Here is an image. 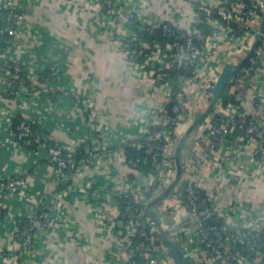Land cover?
Masks as SVG:
<instances>
[{"label":"built area","instance_id":"obj_1","mask_svg":"<svg viewBox=\"0 0 264 264\" xmlns=\"http://www.w3.org/2000/svg\"><path fill=\"white\" fill-rule=\"evenodd\" d=\"M65 1L69 12L88 16L95 20L97 30H107L109 44L120 50L137 79L152 83L150 96L156 102L148 109L137 108L140 135L131 141L136 146L143 141L145 158H127L123 150V160L141 178L128 179L130 184L119 190L128 200L120 211L124 225L115 232L119 240L113 251L117 264H174L154 221L146 214V204L172 182L180 130L192 122L196 112L206 110L212 97L208 88L223 66L237 65L247 56L259 31L264 0H157L166 9L156 12L153 19L145 15L149 10L148 5H142L144 0ZM28 4L12 0L0 8V120L7 118L14 145L27 142L34 150L44 147L48 163L69 179L81 165L71 144L51 140L40 109L17 120L12 101L17 96H25L27 101L40 95L52 100L56 96L70 97L88 115L91 139L94 143L97 138V144L100 124L91 96L62 86L54 90L59 72L28 70L9 59L13 40L24 35L22 22ZM158 33L164 39L157 37ZM173 77L181 84L177 89L170 84ZM189 142L190 150L181 160V181L188 182L185 192L172 190L157 204V212L165 208L173 219L168 237L180 246L184 264H264L262 218L236 201L220 204L222 189L229 186L230 179H234V187L243 188L264 178V33ZM100 145L98 153L94 150L97 147L91 146L86 155L94 170L102 168L101 157L105 156ZM228 158L234 166L223 176L215 174L225 170L224 160ZM139 161L148 162L149 171H140ZM202 168L212 171L218 180L202 184ZM15 179L0 178V220L11 224L13 236L30 246L36 227L47 229L56 223V217L47 209L27 219L15 218L11 211L4 210L7 199L26 194L23 179L19 182L22 186ZM111 183L114 186L116 182ZM84 184L91 185L90 181ZM80 188L85 190L84 185ZM98 211L97 216L105 219L100 208ZM214 215L215 222L209 224L207 219ZM185 218H189L188 225L182 224ZM175 225L177 229L172 230ZM1 254L7 257V252ZM137 255L144 260L139 262ZM0 264L15 263L10 260Z\"/></svg>","mask_w":264,"mask_h":264},{"label":"crops","instance_id":"obj_2","mask_svg":"<svg viewBox=\"0 0 264 264\" xmlns=\"http://www.w3.org/2000/svg\"><path fill=\"white\" fill-rule=\"evenodd\" d=\"M11 1L0 0V8ZM25 1L30 7L22 22L24 35L13 40L8 51L9 59L28 70L48 68L59 72L60 80L57 85H52L54 90L62 86L91 96L100 124L99 142L97 144V138L92 142L88 115L68 96H56L52 100L40 95L39 98L32 97L30 102L25 96L24 100L17 96L11 103L14 115L19 118L40 109L52 141L58 139L66 145L71 144L75 154L81 150L86 155L91 146H96L94 150L97 149L98 153L102 149L101 142L105 156L101 157L100 170L91 168L88 156L80 159V170L65 179L48 163L44 147L34 150V146L27 142L14 145L7 118H1L0 178L16 177L18 183L23 179L21 182L24 181L26 186L25 196L7 199L4 210L11 211L15 218L27 219L39 210L47 209L56 217V223L47 229L37 226L33 242L27 246L21 238L13 236L11 224L0 220V261L13 260L15 264H117L118 258L113 251L119 240L115 232L122 229L124 223L115 196L130 184V174H134L132 180L141 178L123 160L122 147L140 135L137 108L144 110L156 106L150 96L152 83L140 82L120 50L109 44L107 30H97L95 20L88 16L69 12L65 0ZM142 5H148L149 12L145 10V15L149 19L166 9L157 0H144ZM187 127L180 130L181 134ZM193 133L194 130L185 142L181 160L182 154L190 150ZM183 159L186 160L185 155ZM233 166V160L228 158L224 160L225 170L215 174L223 176ZM211 173L206 168L200 170L202 184L218 180ZM182 178L181 175V183ZM62 180L67 183L64 185ZM85 181H90L91 185L87 187ZM112 181L116 182L114 186ZM234 183V179H230L229 186L223 187L220 204L236 201L264 221V178L243 188L234 187ZM80 185H84L85 190ZM18 186L22 185L19 183ZM98 208L105 219L97 216ZM2 251L7 252V257L2 256Z\"/></svg>","mask_w":264,"mask_h":264},{"label":"water","instance_id":"obj_3","mask_svg":"<svg viewBox=\"0 0 264 264\" xmlns=\"http://www.w3.org/2000/svg\"><path fill=\"white\" fill-rule=\"evenodd\" d=\"M264 33V12L261 18L259 31L255 36V40L247 54V56L237 65L232 64H225L218 75L216 82L208 88V91L212 93V97L210 99L209 105L204 112L195 113L192 122L189 126L183 131V133L178 138L176 142L175 149H174V162H175V172L172 179V182L157 196L151 198L146 204V210L148 215L154 221L158 235L160 238L165 242L168 250V255L173 259L174 264H184L182 251L180 246L172 242L168 234L170 233L169 225L173 223V219L169 212L164 208L160 212H157V204L158 202L166 197L172 190L177 192H185L184 188L187 187L188 182L182 181L181 185H177L182 173V166H181V152L185 149V142L191 132L197 127L198 124L205 118V116L212 110L216 101L223 95L225 88L228 85V81L232 75H234L241 65L252 55L253 51L255 50L257 44L259 43L262 34ZM62 183L65 185L67 183L66 180H62ZM219 221V218L216 219V222ZM189 222V218H185L182 221L183 225H187ZM209 224H213L215 222V215L209 219H207ZM178 226H174L172 230H176Z\"/></svg>","mask_w":264,"mask_h":264},{"label":"trees","instance_id":"obj_4","mask_svg":"<svg viewBox=\"0 0 264 264\" xmlns=\"http://www.w3.org/2000/svg\"><path fill=\"white\" fill-rule=\"evenodd\" d=\"M157 37L161 38V39H164L163 37L160 36V34L158 33L157 34ZM170 84L174 87V88H179L180 87V83L177 82L175 80V78H171L170 79ZM17 120L21 119V117H16ZM139 144L140 145H134L132 141H127L124 145H123V150L128 157H137V158H145V153H144V143L142 140L139 141ZM140 146V147H138ZM74 156L75 158L78 160L80 159H83L86 157V154L84 153V151H79L77 152L76 154L74 153ZM138 169L144 173H146L147 171H149L150 169V166H149V163L148 162H143V161H139L138 162ZM130 179L132 180L134 178V174H130ZM200 193H204L202 189L199 190ZM115 200L117 202V207L119 209V211H121V209L123 208V206L125 205V203L127 202V198L118 194L115 196ZM146 211V214H147V210ZM136 259L139 261V262H142L144 259L141 258L139 255L136 256Z\"/></svg>","mask_w":264,"mask_h":264},{"label":"rangeland","instance_id":"obj_5","mask_svg":"<svg viewBox=\"0 0 264 264\" xmlns=\"http://www.w3.org/2000/svg\"><path fill=\"white\" fill-rule=\"evenodd\" d=\"M4 5V4H3Z\"/></svg>","mask_w":264,"mask_h":264}]
</instances>
